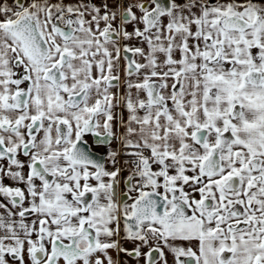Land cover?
Here are the masks:
<instances>
[{"label": "snow or ice", "instance_id": "obj_1", "mask_svg": "<svg viewBox=\"0 0 264 264\" xmlns=\"http://www.w3.org/2000/svg\"><path fill=\"white\" fill-rule=\"evenodd\" d=\"M0 264H264V0H0Z\"/></svg>", "mask_w": 264, "mask_h": 264}]
</instances>
